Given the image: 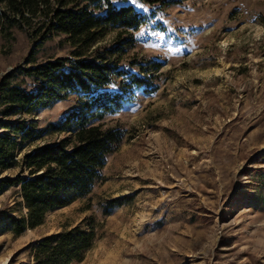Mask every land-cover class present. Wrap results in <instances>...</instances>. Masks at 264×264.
<instances>
[{
	"label": "rangeland",
	"instance_id": "374dc122",
	"mask_svg": "<svg viewBox=\"0 0 264 264\" xmlns=\"http://www.w3.org/2000/svg\"><path fill=\"white\" fill-rule=\"evenodd\" d=\"M132 5L146 20L121 60H160L159 87L150 94L136 88L104 119L126 133L92 190L18 236L0 233V262L30 264V242L93 220L94 241L68 264H264V185L256 177L264 168V0ZM116 31L108 29L99 43L114 40ZM31 47L22 29H0V77ZM69 48L62 34L53 35L36 54ZM74 103L69 95L25 116L44 125ZM59 136L50 131L27 147ZM116 196L122 205L103 215L102 204ZM1 208L25 211L16 188L0 193Z\"/></svg>",
	"mask_w": 264,
	"mask_h": 264
},
{
	"label": "trees",
	"instance_id": "16d2710c",
	"mask_svg": "<svg viewBox=\"0 0 264 264\" xmlns=\"http://www.w3.org/2000/svg\"><path fill=\"white\" fill-rule=\"evenodd\" d=\"M258 17L264 25V16ZM145 20L130 0H0V29L18 27L32 39L24 59L0 77V193L16 188L25 208L17 215L1 208L0 233L18 236L37 227L47 212L88 194L101 179L109 153L126 133L104 119L136 88L150 94L159 87L160 60H121L133 45L132 31ZM108 29L117 30L115 39L99 43ZM60 34L69 43L67 54L39 59V47ZM69 95L75 103L56 120L38 125L37 118L25 116ZM50 131L63 136L27 147ZM9 168L14 173L1 175ZM256 177L264 185V168ZM123 202L110 197L101 213ZM95 237L93 220L52 231L28 244L30 264L80 261Z\"/></svg>",
	"mask_w": 264,
	"mask_h": 264
},
{
	"label": "bare ground",
	"instance_id": "6f19581e",
	"mask_svg": "<svg viewBox=\"0 0 264 264\" xmlns=\"http://www.w3.org/2000/svg\"><path fill=\"white\" fill-rule=\"evenodd\" d=\"M0 264H6V259H3Z\"/></svg>",
	"mask_w": 264,
	"mask_h": 264
},
{
	"label": "snow or ice",
	"instance_id": "6c2138e0",
	"mask_svg": "<svg viewBox=\"0 0 264 264\" xmlns=\"http://www.w3.org/2000/svg\"><path fill=\"white\" fill-rule=\"evenodd\" d=\"M131 2H132L133 4H135V3H136V0H131Z\"/></svg>",
	"mask_w": 264,
	"mask_h": 264
}]
</instances>
